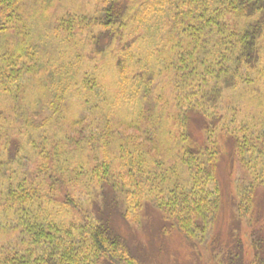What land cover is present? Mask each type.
I'll use <instances>...</instances> for the list:
<instances>
[{
    "label": "trees",
    "instance_id": "1",
    "mask_svg": "<svg viewBox=\"0 0 264 264\" xmlns=\"http://www.w3.org/2000/svg\"><path fill=\"white\" fill-rule=\"evenodd\" d=\"M96 1L99 12L70 19L49 15L58 0H0V39L17 41L0 46V97L8 102L0 116L6 111L13 132L0 145V264H140L114 230V215L126 221L152 209L162 231L190 242L217 219L236 166V230L240 210L252 214L264 187V0ZM28 2L50 44L68 42L78 23L100 28L87 39L90 54L108 60L117 90L110 101L128 103L130 115L110 110L95 67L92 79L78 76L75 64H57L55 50L25 33ZM139 40L152 42L150 57ZM32 86L46 95L34 97ZM224 90L239 95L220 112ZM73 96L81 107L70 118ZM24 147L32 172L18 170ZM77 183L94 197V222L74 228L49 208L76 210L68 189ZM236 253L227 249L226 264L241 263Z\"/></svg>",
    "mask_w": 264,
    "mask_h": 264
},
{
    "label": "rangeland",
    "instance_id": "2",
    "mask_svg": "<svg viewBox=\"0 0 264 264\" xmlns=\"http://www.w3.org/2000/svg\"><path fill=\"white\" fill-rule=\"evenodd\" d=\"M59 6L56 9L49 10V15L52 13L55 17H61L67 15L70 19H79L80 17H88L89 15L96 14L102 9V6L96 0H58ZM38 7H34L31 2H28L27 7L24 9L22 18V25L25 27V33L30 32L35 34L38 40L42 43L49 45V49L55 50V56H52L53 60H56L57 64L62 63L64 60L71 61L75 64L78 72H75L78 76L86 74L88 79H92L94 71L92 68H96L95 80L102 86V90L107 92V104H113L110 107L112 112L125 113V116L130 115L133 112V108L128 103L122 102L119 98L115 99V102L110 101L109 94H117L115 90L116 77L113 74V69L110 68L105 58L95 60L90 54V46L87 43L90 32L97 31L98 27H82L85 23H78L81 29L72 27L73 37L69 38L68 42L59 45L50 44L48 41L53 40L48 31L46 30L44 23L40 21V12ZM48 16V14H46ZM75 24V23H74ZM140 31L139 33H141ZM143 38V37H142ZM24 40V35L20 37V41ZM140 41V40H139ZM7 42L10 46H13L17 41L13 38L7 37L0 39V46ZM147 43L148 57L153 50L152 42L148 44L146 40L140 41L139 50L145 49ZM260 62H264V45L259 51ZM44 58L48 59V54L44 55ZM26 65V63H24ZM75 67V68H76ZM58 68V67H57ZM89 76H88V75ZM95 82V81H93ZM38 88V87H37ZM25 87L21 88L22 96H28ZM31 91L34 93V97L46 95L44 92H39L31 87ZM112 92V93H111ZM238 90H224L222 95V104L217 105L220 112H226L225 108L238 98ZM5 100V99H4ZM0 97V110L3 108L6 102ZM69 104L72 105V109L69 112H65L68 117H73L78 109L81 107L79 98L73 96L70 98ZM244 113L249 111V107H244ZM107 108L106 112L110 111ZM137 112V109H135ZM94 113H98L97 110ZM6 118V111L0 116V145L5 143L7 138L13 136V132L10 131ZM5 127V128H3ZM3 128V129H2ZM24 136L19 137L24 146ZM97 154H102L103 150L100 144L95 145ZM25 151L23 158L20 161L19 172H32L35 168L33 158L29 156V148L24 147ZM0 152H4L0 148ZM19 167V166H18ZM17 167V168H18ZM241 171L234 168V171L230 175V197H224V203L219 210V215L213 225L208 228V231L202 237H197L190 242H185L176 231L164 232L160 229L158 215L152 209L139 208L138 210L131 211L126 221L120 215H114L112 218V225L114 230L120 234L129 250L139 260L140 264H226L224 258L227 249L235 248L238 259L240 258V264H264V187L260 188L255 195V205L244 214L240 210L238 216L239 226L235 225L233 218L237 217L232 210V201L234 200L236 205L240 206L243 198L242 182L239 181ZM146 189L144 192H147ZM68 192L73 198L76 205V210L68 207L64 208L61 204L52 205L49 211L56 216L57 220L64 221L63 223H71V227H83L86 224H93V203L94 197L89 195V192L77 183L73 187L68 189ZM233 198V200L231 199ZM129 202H126V204ZM97 204L101 205L102 201L99 200ZM242 206V205H241ZM236 217H234V216ZM1 242V241H0ZM3 243V242H2Z\"/></svg>",
    "mask_w": 264,
    "mask_h": 264
}]
</instances>
